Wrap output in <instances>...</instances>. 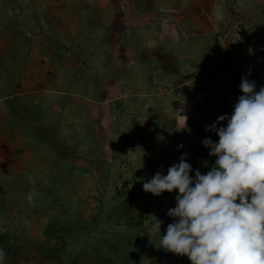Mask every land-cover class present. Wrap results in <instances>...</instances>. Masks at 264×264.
<instances>
[{
    "label": "rangeland",
    "instance_id": "rangeland-1",
    "mask_svg": "<svg viewBox=\"0 0 264 264\" xmlns=\"http://www.w3.org/2000/svg\"><path fill=\"white\" fill-rule=\"evenodd\" d=\"M185 2L191 8L196 6L193 4H201L204 30L213 22L210 38L216 41L211 65L202 71L192 67L195 70L191 79L199 81L196 95L200 101L221 95L234 106L229 95L213 92V79L208 74L222 59L232 63L231 53L235 59L239 58L242 68L264 76L256 58L250 55L254 44L246 42V37L261 36L262 41H257L256 47L264 48V33L256 35L255 31L264 27V5L260 6L259 0ZM130 12L125 13V19H131ZM237 34L246 48L238 57L235 54L241 44L238 48L230 44ZM97 77L82 75L79 81L83 87L78 94L83 100L72 102L74 97L65 94L73 92L65 90L66 101L60 100L62 105L58 109L55 94L43 91L41 99L51 102L44 106L45 114L56 110L58 116L65 115L62 108L69 102L73 105H68L71 118L60 123L57 139L48 137L50 140L43 139L41 143L43 150L52 155L48 157L52 160L51 167L45 169L46 164H37L43 167V171L36 173L41 175L36 177L37 183L33 184L34 177L27 170L26 179L31 184L26 181L27 187L18 186L21 191L25 189L26 197L37 190L40 198L35 203L21 197L28 207L21 200L23 208L18 210L17 200L12 197L7 200L4 188L0 187V250L5 256L0 264H191L186 255L159 247V235L152 234L155 218L164 221L161 236L167 225L177 219L167 215L168 209L176 206L177 190L155 196L145 192L143 184L158 171L166 175L167 169L184 153L186 162L201 174L214 165L216 157L208 154L210 149L199 150L207 136L195 131L194 125L190 127L189 118H185L188 114L192 117L193 106H185L179 112L180 127L186 119L190 129L189 132L182 128L179 136L178 129L173 128L176 123L166 119L170 111L164 114L162 110L172 85L166 86L163 81L155 83L152 90L113 91L104 90V80ZM51 126L48 123L44 129L50 131ZM35 129L34 124L32 130ZM181 144L183 147L178 148ZM5 160V164L14 165L8 157ZM17 170L21 177L19 172L13 177L23 180V171ZM190 175L194 176V171Z\"/></svg>",
    "mask_w": 264,
    "mask_h": 264
},
{
    "label": "crops",
    "instance_id": "crops-1",
    "mask_svg": "<svg viewBox=\"0 0 264 264\" xmlns=\"http://www.w3.org/2000/svg\"><path fill=\"white\" fill-rule=\"evenodd\" d=\"M185 1L0 0V187L7 200H17L16 209L23 208L21 200L26 197L25 189L21 191L18 186L27 187L26 181L31 184L26 179L27 170L35 184L36 177H41L36 173L43 171L39 165L46 164L45 169L52 165L48 158L52 155L41 146L43 139H57L60 123L71 118L68 105H73L69 102L62 108L65 115L58 116L56 110L45 114L44 106L51 102L41 99L43 91L55 94L57 109L61 108L60 100L66 101L65 90L73 92L65 94L74 97L72 102L80 103L82 75L102 78V88L113 91L152 90L155 83L165 81L172 88L162 110L164 114L170 111L166 119L176 123L173 128L178 129V134L183 131L179 112L190 105L194 113H190L192 117L185 116L190 127L194 125L193 129L197 128L195 131L203 137L218 141V135L205 131V126L218 116H231L234 106L221 95L208 96L203 101L196 95L199 81L191 79L193 68L202 71L211 65L216 41L210 38L213 22L204 30L201 4L191 8ZM259 3L263 6L264 0ZM128 12L131 19L124 18ZM255 31L261 35L264 27ZM259 38L249 36L246 42L254 44L250 55L264 71V48L256 47V42L262 41ZM244 46L241 41L235 56L246 52ZM261 87L264 86H258L257 92ZM48 123L53 125L50 131L44 129ZM226 124L225 120L217 127ZM6 157L15 167L5 164ZM19 164L25 169L18 168ZM17 169L23 171V180L13 177ZM29 193H35L34 203L40 198L37 190Z\"/></svg>",
    "mask_w": 264,
    "mask_h": 264
},
{
    "label": "clouds",
    "instance_id": "clouds-1",
    "mask_svg": "<svg viewBox=\"0 0 264 264\" xmlns=\"http://www.w3.org/2000/svg\"><path fill=\"white\" fill-rule=\"evenodd\" d=\"M239 88L231 116L205 126L219 137L202 140L216 157L211 169L193 170L184 153L166 175L158 171L143 184L155 196L177 190L176 206L167 211L177 219L161 236L164 221L155 218L152 234L159 235V247L186 255L191 264H264V87L256 92L255 82L242 76ZM225 120L226 126L217 127ZM181 128L190 132L186 119ZM34 195L26 197L29 203Z\"/></svg>",
    "mask_w": 264,
    "mask_h": 264
},
{
    "label": "built area",
    "instance_id": "built-area-1",
    "mask_svg": "<svg viewBox=\"0 0 264 264\" xmlns=\"http://www.w3.org/2000/svg\"><path fill=\"white\" fill-rule=\"evenodd\" d=\"M230 44L233 48H238V46L241 44L239 34L233 37V40L230 42ZM229 56L231 57L232 63L227 61V59L226 61L225 59H222L223 62L218 61L219 66L212 69L208 75H210L213 79V92L229 95L233 103H236L237 98L240 94H242L239 88L242 76H246L249 81H254L255 89H257L259 85H262L264 82V76L259 72L250 71L248 68L245 69L240 65H235V61L240 62L238 60L239 58L234 59V56H232L231 53ZM249 72L250 75H247Z\"/></svg>",
    "mask_w": 264,
    "mask_h": 264
},
{
    "label": "trees",
    "instance_id": "trees-1",
    "mask_svg": "<svg viewBox=\"0 0 264 264\" xmlns=\"http://www.w3.org/2000/svg\"><path fill=\"white\" fill-rule=\"evenodd\" d=\"M234 61H235V60H234ZM235 62H236V61H235ZM235 62H234V63H235ZM259 86H260V85H259ZM214 142H218V141H214ZM205 148H206V147H204V146H201L199 150H200V151H203V149H205ZM176 163H179V161H178V162H176Z\"/></svg>",
    "mask_w": 264,
    "mask_h": 264
}]
</instances>
